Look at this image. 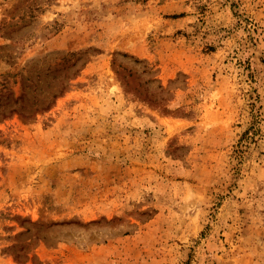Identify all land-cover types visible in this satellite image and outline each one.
<instances>
[{
  "label": "rangeland",
  "instance_id": "rangeland-1",
  "mask_svg": "<svg viewBox=\"0 0 264 264\" xmlns=\"http://www.w3.org/2000/svg\"><path fill=\"white\" fill-rule=\"evenodd\" d=\"M28 84L67 89L0 114V264H264V0H0Z\"/></svg>",
  "mask_w": 264,
  "mask_h": 264
},
{
  "label": "trees",
  "instance_id": "trees-1",
  "mask_svg": "<svg viewBox=\"0 0 264 264\" xmlns=\"http://www.w3.org/2000/svg\"><path fill=\"white\" fill-rule=\"evenodd\" d=\"M26 88L32 91L33 98L30 99ZM67 87L55 88L51 85L38 89L32 85H26L19 97L12 92L0 90V114L1 119H5L12 114L19 113L24 117L30 118L41 111L51 108L55 100L66 91ZM41 98V100H39Z\"/></svg>",
  "mask_w": 264,
  "mask_h": 264
}]
</instances>
